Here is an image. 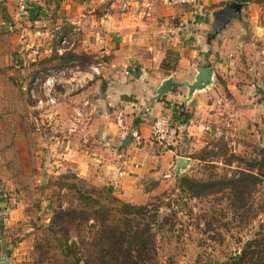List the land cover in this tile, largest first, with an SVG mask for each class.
Instances as JSON below:
<instances>
[{
    "label": "rangeland",
    "instance_id": "rangeland-1",
    "mask_svg": "<svg viewBox=\"0 0 264 264\" xmlns=\"http://www.w3.org/2000/svg\"><path fill=\"white\" fill-rule=\"evenodd\" d=\"M73 1L36 0L32 18L23 20L20 38V30L7 29L13 21L8 10L11 3L0 0V254L8 264H102L99 236L110 231L106 264H222L246 242H250L248 253L264 259V113L261 116L260 110L251 132L233 144L234 152L226 137L212 135L216 140L209 147L192 153L200 161L194 160L186 171L176 174L198 180L257 178L246 183L237 180L233 190L191 196L176 188L175 176L146 186L144 192L118 198L104 190L102 181L80 175L67 165L64 150L78 146L73 132L66 133L73 117L77 118L74 110L65 108L66 103H75L72 93L63 97V83L56 85L54 108L60 123L52 124L49 131L43 125V111L33 107L22 85L38 70L65 69L69 75L73 70L87 71L94 61L83 43L89 39L87 31L72 25ZM55 27L60 28L65 43L59 42ZM26 43L38 55L15 68L12 63L23 54ZM59 49L75 57L55 67L51 55L60 54ZM81 121L88 125V114ZM49 135L60 142L47 141ZM79 191L89 199L79 198ZM112 197L146 205V212L155 215L144 247L133 250L131 256L121 235L143 221L123 216Z\"/></svg>",
    "mask_w": 264,
    "mask_h": 264
},
{
    "label": "crops",
    "instance_id": "crops-1",
    "mask_svg": "<svg viewBox=\"0 0 264 264\" xmlns=\"http://www.w3.org/2000/svg\"><path fill=\"white\" fill-rule=\"evenodd\" d=\"M121 1L72 2L73 27L87 31L89 39L83 43L89 52H106L108 66L97 76H77V84L65 75L61 96L72 93L75 103L65 108L80 112L72 133L78 146H67L65 162L80 175L102 181L118 198H126L162 178L174 179L178 158L185 160L179 171L200 161L192 153L216 139L199 131L197 124H216L233 145L251 132L258 110L263 115L264 0H235L243 3L240 17L230 19L209 41L212 14L230 0L182 5L125 0L120 12ZM35 2L29 0L31 9ZM8 10L13 16L11 4ZM100 23L101 37L94 42L91 29ZM202 67L211 69L209 81L189 93L187 85ZM167 78L171 90L154 99ZM117 112L120 125L115 122ZM86 114L88 125L81 121ZM161 114L175 122L187 115L185 130L168 147L149 140V126Z\"/></svg>",
    "mask_w": 264,
    "mask_h": 264
},
{
    "label": "built area",
    "instance_id": "built-area-1",
    "mask_svg": "<svg viewBox=\"0 0 264 264\" xmlns=\"http://www.w3.org/2000/svg\"><path fill=\"white\" fill-rule=\"evenodd\" d=\"M14 8L13 21L12 25L8 26L7 29L11 31V29H17L19 31V37L21 38L23 35L22 32V23L28 15L31 13V6L29 4V0H8ZM167 3L182 5L191 3L192 0H165ZM127 3L125 0L120 2L119 10L124 11ZM100 24L93 25L91 32L93 34V41L96 42L101 37L100 32ZM57 38L61 44L65 43V38L61 35V31L59 27L54 28ZM24 42V41H23ZM23 54L20 57H17L13 61V66L18 68L20 65L28 64V62L34 61L35 57L38 55V51L36 49H31L27 43L24 45ZM26 46L29 48V51L26 52ZM61 53V50H57ZM108 66V60L106 58V52L101 50L100 52L94 55V61L87 67V71H78L73 70L70 71V79L69 83L74 82L77 84L80 80V75L83 77H93L99 75L102 70L106 69ZM65 69H61L57 72L51 71H41L38 70L34 74L26 77L25 82L22 85V89L28 96L30 102L33 103V107H35L39 111H43V117L45 118V129H49L50 126L59 125L60 119L56 118L57 111H55L56 104V90L55 87L57 84H62V78L65 76ZM72 91V89H71ZM75 115L77 117L80 116V112L75 111ZM76 117H73V120L69 123L70 128H68L66 133L74 132V125L76 123ZM115 122L117 125L121 124V113L117 112L115 117ZM197 129L201 132L211 134L214 136H224L222 129L216 124H211L208 122H202L196 125ZM35 130L38 127H34ZM185 130V123L183 120H179L177 122L173 121L172 118L168 114H161L153 118L150 126H149V140L155 142L163 147L171 146L174 141L180 137L182 132ZM53 131V130H52ZM54 132H61L55 130ZM62 134V133H60ZM43 135H46L45 132ZM55 139L54 141L60 142L57 137L53 135H49L46 137L47 141ZM231 150L234 152L235 147L232 145ZM168 174H164L163 177H167Z\"/></svg>",
    "mask_w": 264,
    "mask_h": 264
},
{
    "label": "trees",
    "instance_id": "trees-1",
    "mask_svg": "<svg viewBox=\"0 0 264 264\" xmlns=\"http://www.w3.org/2000/svg\"><path fill=\"white\" fill-rule=\"evenodd\" d=\"M33 8V7H32ZM52 59L56 60L55 67H62L64 63L67 60H72L75 57V54L71 51H63L60 54H57L55 52L52 53ZM187 115L184 114V121L186 120ZM176 176V188L180 190L181 192H184L191 196H204L207 194H211L214 192H218L222 189H228L233 190L234 188V182L237 180H241L243 183L247 182V179H249L251 182H255L257 178L255 176L246 175L245 177L240 176L238 179H206V180H198L193 177L187 176L185 174L182 175H175ZM174 176V179H175ZM240 184V183H238ZM236 184V187L237 185ZM106 192H111L109 188H104ZM79 198L82 199H89L88 197H85L82 192H78ZM112 200L117 202L119 204V212L124 216L125 214L132 215V219L137 217L138 219L142 220V224L140 226V223H136V225L133 228H129L126 230L121 237L123 238L125 242V249L129 256L133 254V250L139 252L144 247L145 244V235L147 231L152 226V217L155 215H151L148 212H146V205H134L127 202L120 201L119 199H116L115 197H112ZM60 210L54 211L52 219L54 216H57V213H59ZM125 221H130L132 219H129L128 217H124ZM129 226H127L128 228ZM111 232L105 231L99 236L100 241V248H99V255L102 261V264H106L107 262L104 260L105 254L108 255L109 247V241L111 238ZM250 246V242H246L240 251L231 256L227 261L223 262L222 264H258L264 263V259L260 255H252V253H248L247 249ZM6 254L8 255V252L6 251Z\"/></svg>",
    "mask_w": 264,
    "mask_h": 264
},
{
    "label": "water",
    "instance_id": "water-1",
    "mask_svg": "<svg viewBox=\"0 0 264 264\" xmlns=\"http://www.w3.org/2000/svg\"><path fill=\"white\" fill-rule=\"evenodd\" d=\"M242 4V2L230 0L212 14L210 30L206 35L207 41L212 39L230 19L240 17L239 11L242 7ZM210 73L211 69L209 67L198 68L194 80L187 85L188 92L190 93L194 89L201 88L204 84L208 83ZM170 90V79L167 78L161 83L160 87L157 88L154 99L159 98V96L169 92ZM261 106L262 112L264 113V100L262 101ZM184 163L185 160L183 158H178L173 169L175 174H177L178 171L184 167ZM0 264H8L4 254H0Z\"/></svg>",
    "mask_w": 264,
    "mask_h": 264
}]
</instances>
